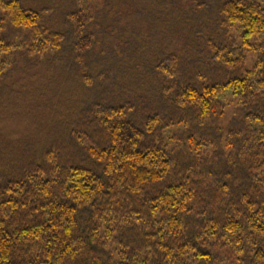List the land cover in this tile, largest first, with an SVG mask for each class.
<instances>
[{"label":"trees","instance_id":"16d2710c","mask_svg":"<svg viewBox=\"0 0 264 264\" xmlns=\"http://www.w3.org/2000/svg\"><path fill=\"white\" fill-rule=\"evenodd\" d=\"M75 4L72 48L86 56L99 8ZM48 13L0 0V90L12 53L63 52L67 34L45 26ZM220 17L233 36L204 38L209 61L190 21L175 34L183 55L152 61V108L137 96L108 103L101 88L60 104L39 153L0 151V264H264V0H229ZM227 95L237 112L225 128Z\"/></svg>","mask_w":264,"mask_h":264},{"label":"rangeland","instance_id":"374dc122","mask_svg":"<svg viewBox=\"0 0 264 264\" xmlns=\"http://www.w3.org/2000/svg\"><path fill=\"white\" fill-rule=\"evenodd\" d=\"M227 1L192 0L195 6H204L198 9L183 0H96L99 10L92 14L88 27L96 43L88 55L79 56L72 48L76 38L74 27L66 18L77 9L75 0H22L28 9H49L45 26L67 34V40L63 52L55 56L30 58L27 49L12 53L11 67L0 90V151L8 149L12 157L39 153L49 145L57 126L56 116L65 112L66 108L60 104L95 98L101 88L109 89L106 94L109 96L105 97L108 103L129 101L137 96L139 106L152 108L156 94L151 88L156 85L152 61L162 52L176 51L183 55L185 42L175 34L186 21H190L192 29L200 30L203 37L198 41L197 56L209 61L204 38L222 37L227 43L233 36V32L221 27L220 6ZM128 10L131 17L124 18L130 14ZM4 25L0 14V27L6 30ZM7 34L9 41L24 40L16 34ZM251 60L250 55L248 62ZM199 69L203 71V67L195 71ZM84 79L89 80V87ZM221 102L226 114L217 123L226 128L236 115L237 104L229 95L221 97ZM220 258L221 264H227L223 255Z\"/></svg>","mask_w":264,"mask_h":264}]
</instances>
